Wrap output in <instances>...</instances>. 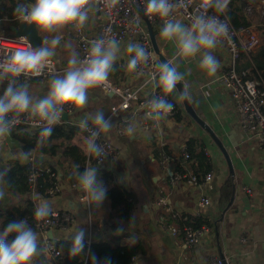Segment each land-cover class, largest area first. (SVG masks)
<instances>
[{"label": "crops", "instance_id": "obj_1", "mask_svg": "<svg viewBox=\"0 0 264 264\" xmlns=\"http://www.w3.org/2000/svg\"><path fill=\"white\" fill-rule=\"evenodd\" d=\"M8 1L2 0L0 3L7 4ZM263 2L264 0H230L227 10L230 21L239 26L246 24L256 32L259 46L264 42V17L260 14ZM13 25L12 22L9 24ZM100 27L99 12L90 13L89 21L84 26L87 36L96 35ZM153 29L161 53L168 61L173 60V43L160 37V26H154ZM70 31L64 32L62 43L53 57L59 74L67 67L70 52L73 49L79 52L75 39L69 35ZM39 35L42 38L43 34ZM129 41L132 39L120 43L121 53L109 80L120 89H138L141 98L151 97L154 92L160 91L155 83H144V77H135L127 69L129 57L125 49ZM214 54L219 60V67L214 75L207 74L196 60H178L175 61V66L183 75V88L189 93L186 99L189 109L221 141L232 173L211 136L184 108L178 92L170 96L178 107V113L174 119H170L169 125L163 121L157 127L156 122L148 120V127L144 128L141 118L134 113L136 105L132 102L130 109L122 114V121L126 122L134 117L137 125L135 135L128 136L116 133L117 121L110 117V108L120 103V96L95 89L90 93L88 106L83 112H76L75 116L81 119L102 110L105 118L111 119L113 130L107 139L114 148V154L98 170H106L113 183L124 187L132 195L135 206L131 221L124 223L122 229L115 233L119 239L113 238L108 226V201L104 202L99 211L91 210L88 214L78 200V195L84 192L78 183L77 188H74L70 182L75 177L76 166L80 167L81 160L84 159L86 166L91 158L85 151L87 134L73 127L67 118L60 124L66 127V132L53 139L48 138L43 146H38L41 141L38 137L32 150L39 169L53 168L56 171L57 182L61 186L60 193L53 198L39 196L37 189L23 196L6 193L5 199L0 201V208L5 210L10 206H25L27 198H30L35 208L39 199L45 198L50 201L55 213L72 217V223L64 229H51L45 234L36 230L41 238V247L47 243L70 241L71 233L79 224L85 230L84 238L90 235L93 242L109 241L112 245L138 246L140 251L133 264H208L212 257L227 259L229 264H264V153L258 141L247 140L230 93L217 82L221 66L225 62V50L217 47ZM238 67L252 73L254 64L251 56L241 54ZM50 78L42 85H38L37 79L31 81L30 91L34 96L45 94ZM5 87L6 85H0V95H3ZM21 132L24 131L13 130L10 136L0 141V170L8 169L11 162L26 165L27 161L12 158L19 150L23 151V144L14 137ZM187 146H190L192 152L190 161L182 159ZM48 147L53 148L55 153L43 152ZM67 147L72 148L75 153L72 155ZM202 151L214 173L211 189L192 186L187 182L190 176L201 174L195 156ZM164 157H169L168 163L163 162ZM91 162L94 164V159ZM177 173L185 178L173 181V176ZM226 178L233 184V200L230 206L228 203L221 210L215 199L218 186ZM104 185L109 187L111 184ZM245 188L250 189L252 195L247 194ZM202 195L210 198V207L199 206L198 201ZM160 198H163L165 206L158 204ZM166 207L189 218L202 217L209 220L212 224L209 227L211 236L198 246H185L180 236H172L162 226L160 219L169 218ZM44 259V264H53L47 258Z\"/></svg>", "mask_w": 264, "mask_h": 264}, {"label": "clouds", "instance_id": "obj_2", "mask_svg": "<svg viewBox=\"0 0 264 264\" xmlns=\"http://www.w3.org/2000/svg\"><path fill=\"white\" fill-rule=\"evenodd\" d=\"M107 0H32L30 3H17L14 14L17 19L34 26L38 34H43L38 46L28 44L14 47L10 53L0 58V85H6L0 95V141L10 136L15 128L27 122V117L39 130L41 138L38 146L50 138L53 128L62 116L70 112H83L88 106L90 93L102 89L109 83V76L115 70L121 53V44L116 37L109 36L91 42L86 57L72 50L67 59V67L62 74L53 73L42 96H34L30 91L31 81L40 78L50 69L56 49L61 45L66 30L82 29L89 21L90 13L99 10ZM118 0H112L117 3ZM230 0H200L196 13L189 22L177 18L173 13L185 6V0H146V11L151 17L162 22L160 37L173 43V60L159 65L156 86L160 95H153L146 101V120L166 121L174 109L168 99L178 91L183 75L177 70L175 61H198L199 66L209 75H214L219 60L214 54L229 35L230 18L227 15ZM211 13V14H210ZM223 17V19H221ZM129 57L127 69L140 74L138 69L149 59H155L141 44L129 41L126 45ZM185 88L179 92L181 100L187 99ZM124 132L128 136L136 133L135 118L125 122ZM80 132L86 133L85 151L91 158L83 172L76 166L75 177L88 208L99 211L107 198V187L97 179L98 168L107 159L105 147L100 140L113 130L111 119H106L102 110L80 119ZM32 151L19 150L12 156L21 162L30 159ZM94 159L95 164L91 162ZM8 169L0 170V201L5 199L11 187L6 179ZM55 215L48 199L40 198L33 210L32 220L43 222ZM91 218V217H89ZM85 230L79 226L70 235L69 256H84ZM44 253L41 238L28 220L11 221L0 231V264H35L36 258ZM91 264H100L95 256ZM103 264H111L105 259Z\"/></svg>", "mask_w": 264, "mask_h": 264}, {"label": "built area", "instance_id": "obj_3", "mask_svg": "<svg viewBox=\"0 0 264 264\" xmlns=\"http://www.w3.org/2000/svg\"><path fill=\"white\" fill-rule=\"evenodd\" d=\"M32 0H23V3H30ZM200 0H185V6L178 8L173 15L177 18H182L186 23L190 21L193 14L199 7ZM101 18V27L98 33L94 36H87L84 27L78 30H71L69 35L75 39L79 53L82 58L86 57L93 40H98L104 37L115 36L116 39L123 43L126 40L132 39L144 46L149 52L153 54L155 59H149L146 65H143L138 69L139 75L133 73L135 77H144V83H155L158 79L159 65L156 56L154 55L151 47L150 37L146 29V24L140 16L142 12L150 24H159L162 27V22L155 17L149 16L146 11V0H118L113 4L112 0H107L105 4H102L98 10ZM211 14V13H210ZM260 14L264 17V2L260 8ZM223 19V17H221ZM29 43L25 38H9L0 37V58L7 56L14 47H24ZM259 46V39L256 32L250 27L235 28L230 21L229 35L223 40L221 47L226 52L225 62L221 66L220 74L217 78L218 84L227 90L233 100L236 112L239 116L240 126L246 135L247 140L258 141L260 149L264 153V88H259V82L256 79L251 78V71L240 70L238 67L241 54L249 55ZM53 73H58L56 62L53 59V63L50 69H46L45 74L40 78H37L38 85H42L48 80ZM104 92H111L120 96L121 101L119 104L113 105L110 108V117L117 121L116 133L118 135H125L124 128L125 122L122 121V114L129 110L131 103L134 102L136 107L134 113L137 114L143 123V127H148V120L144 118L146 112V101L153 95H160V91L154 92L151 97L141 98V93L138 89H120L118 86L109 83L106 87L102 88ZM169 101L173 103L170 96ZM174 109L167 117L168 119H174L178 113V107L173 103ZM76 112L65 113L67 119H70V124L73 127L79 129L78 124L80 119L75 116ZM27 122L20 123L14 130L34 131L37 130L27 117L24 118ZM63 122V116L60 125ZM57 126V125H56ZM55 126V127H56ZM100 143L105 147L107 159L101 166H104L108 159L114 154V148L111 142L104 137L100 140ZM182 159L184 161H190L191 157L189 153L184 150L182 153ZM164 163L169 162V157H164ZM96 161L94 160V164ZM27 169V182L32 190H36L38 187V178L41 176L42 171L50 173V169H39L35 163V158L31 155L30 159L26 163ZM52 178L56 179V182L46 190L48 197L53 198L60 193L61 186L57 182L56 173H50ZM184 175L175 174L173 181H179L184 179ZM214 173L210 171L204 175L201 179L196 176H190L187 180L188 184L196 187H202L206 189L212 188V181ZM77 188V184L72 185ZM247 194L252 195L250 189H246ZM84 193L78 195L79 202L86 208L88 214L91 213V208H88L87 202L84 200ZM199 206L201 208H207L211 206V200L208 196L202 195L199 198ZM159 205L165 206L163 198L158 201ZM262 206H263V222H264V191L262 193ZM169 218H161L162 226L170 232L172 236H180L184 245L187 247L198 246L205 242L208 237L211 236V228L204 225L198 229H194L189 225H181V221L185 222L187 216L180 213L169 210ZM169 220V221H168ZM72 217L64 213H55L48 220L43 222H34L36 230L41 234H45L51 229H64L71 224ZM213 236V232H212ZM93 242L92 237L89 235L84 238L85 255L83 256V264L87 259L89 245ZM44 249L43 256L51 261L53 264H57L62 260L63 253L57 249L54 243H47L42 247ZM208 264H229L227 259L219 257H212L208 260Z\"/></svg>", "mask_w": 264, "mask_h": 264}, {"label": "trees", "instance_id": "obj_4", "mask_svg": "<svg viewBox=\"0 0 264 264\" xmlns=\"http://www.w3.org/2000/svg\"><path fill=\"white\" fill-rule=\"evenodd\" d=\"M21 2H23V0H9L7 4L0 3V37H8V32L10 30L9 24L12 22V24L16 25L19 22L14 14V10L17 3ZM231 23L235 28L248 27L246 24L239 26L235 24L234 21H231ZM154 26L156 27L160 25L151 24L152 31L154 30ZM248 56H251L254 64V69L252 70L250 77L256 79L259 82V88L262 89L264 88V42ZM62 132H66V127H62L60 125L54 127L50 136L51 139L57 137ZM14 137L23 144V151L29 152L32 151L36 146L39 134H35L32 131H24L14 135ZM67 148L70 150L72 155L75 153L72 148ZM186 151L192 158L190 146L186 147ZM43 152L50 154L55 153L54 149L51 147L44 148ZM195 160L197 161V164H199L198 168L201 172L200 175L198 173L196 174L198 179H200V176H204L212 171L211 165L207 161L203 151L195 156ZM84 167V159H82L79 171L83 172ZM8 170L9 171L7 173L6 179L11 187L7 190V193L21 196L29 195L31 193V188L27 182L26 166L20 165L17 162H11L9 163ZM50 173H56V171L53 168H50ZM50 173L42 171L41 176L38 178L37 191L39 196L48 197L46 190L56 182V179L52 178ZM97 179L102 181L103 184H111L109 187H107L108 192L107 198L105 200L108 201L110 208V214L108 215V226L111 230L113 238L119 239L115 236V233L122 229V225L124 223L130 222L133 215L135 206L132 202V195L127 193L124 187L121 185L113 183L111 175L106 170H98ZM70 182L73 184L78 183L76 177L72 178ZM232 187L233 184L228 178L224 179L218 186L217 197L215 200L221 210H224L227 207L231 199ZM33 210L34 208L30 198L26 199L25 206H10L5 210L0 208V231H3V229L11 221L25 219L28 220L30 224H32L34 230L36 231L34 221L32 220ZM181 225H189L194 229H198L204 225L208 227L212 226L209 220L202 217H187L185 222L181 221ZM54 245L63 253L62 260L57 264H83V256L76 258L69 256L68 253L69 248L71 247V241H57L54 242ZM139 251V247L136 245L118 246L112 245L109 241L92 242L89 245L87 259L84 264H91V258L93 256L97 258L100 264H103L106 258L110 259L111 264H133V261ZM44 261L45 259L42 254L36 258L35 264H44Z\"/></svg>", "mask_w": 264, "mask_h": 264}, {"label": "water", "instance_id": "obj_5", "mask_svg": "<svg viewBox=\"0 0 264 264\" xmlns=\"http://www.w3.org/2000/svg\"><path fill=\"white\" fill-rule=\"evenodd\" d=\"M2 0H0L1 2ZM140 16L141 18L143 19V21L145 22L146 24V29H147V32L149 34V37H150V42H151V47H152V51L154 53V55L156 56L158 62L160 64H163V63H167L168 62V59L165 57V55L163 53H161L160 49H159V46H158V43L156 41V36H155V33L152 31L151 29V24L150 22L147 20V18L145 17V15L140 12ZM9 38H25L29 44H31L32 46H38L42 43V38L40 37V35L38 34V32L35 30L34 26H30V25H27L25 23H22V22H18L16 25H13V26H10V34L8 35ZM184 88H183V85L182 83L180 85H178V93L180 91H183ZM182 103H183V106L184 108L187 110V112L189 113V115L193 118V120L198 124L200 125L210 136L211 138L213 139V141L216 143V145L219 147L220 151L222 152V154L224 155L226 161H227V164H228V168H229V171L230 173H232V168H231V165L229 163V159H228V155H227V152L226 150L224 149L221 141L210 131V129L208 127H206V125L204 123H202L194 114L193 112L189 109V106L187 105V101L186 99L182 100ZM67 118L66 115L63 116V119ZM165 123L167 125H169L171 122H170V119L167 118V120L165 121ZM33 133L35 134H39V130H34ZM232 198L229 202V205H231V202H232ZM262 250L264 251V243L262 244Z\"/></svg>", "mask_w": 264, "mask_h": 264}]
</instances>
